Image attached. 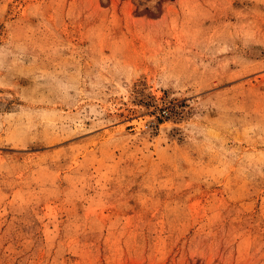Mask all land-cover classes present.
<instances>
[{"label":"rangeland","instance_id":"374dc122","mask_svg":"<svg viewBox=\"0 0 264 264\" xmlns=\"http://www.w3.org/2000/svg\"><path fill=\"white\" fill-rule=\"evenodd\" d=\"M0 264H264V0H0Z\"/></svg>","mask_w":264,"mask_h":264}]
</instances>
